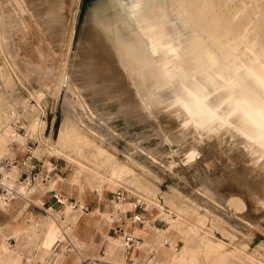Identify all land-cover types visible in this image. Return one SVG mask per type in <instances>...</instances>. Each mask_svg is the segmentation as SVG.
I'll use <instances>...</instances> for the list:
<instances>
[{
	"label": "rangeland",
	"instance_id": "374dc122",
	"mask_svg": "<svg viewBox=\"0 0 264 264\" xmlns=\"http://www.w3.org/2000/svg\"><path fill=\"white\" fill-rule=\"evenodd\" d=\"M143 1L0 0V128L5 120L6 108L9 106L19 107L21 113L24 111V117L28 123L34 124L36 120L41 122L39 133L33 134L34 153L39 140L47 143L55 142L60 132L63 131L66 134L71 131L76 143L84 138L89 139L97 147L105 149L110 154V158L117 160L118 166L123 167L125 165V167L133 169L136 174H139L143 183L154 188L159 203H154L155 200L152 197L145 196L142 198L143 208L140 211L149 224H154L150 231L153 236H159L158 240L161 243L155 248L145 244L139 245L140 260L147 252H151L159 264H224L222 255L225 249L223 247L218 245L204 246L198 243V235L207 232V222L212 220L223 228L222 231L228 232L229 237L233 238L232 243L237 246L234 248L228 246V248L236 251L230 256L233 264H251L244 262L241 257L242 254L239 253V245L242 243L247 244L244 253L248 256V252L249 257L250 254L254 257V259L250 257L253 259V264H264V213H262V210L264 211V196L258 192L257 186H253L254 189H251L252 186L249 185V182L256 179L257 176L251 177L245 169L248 162L243 161L241 149L233 147L228 152H221L217 146L210 144L205 145L204 148L201 141L197 143L187 133L180 132L182 127L179 122L176 125L175 121L166 117L168 110H171V101L176 95H181L186 89L198 91L199 77L196 78L195 75L180 66V70L172 67L176 71V75L179 76L173 80L167 79L163 76L167 72L164 66L159 68L153 66V72L150 71L151 78L147 79L145 72L142 71L140 77L134 79L132 70L127 67V62H130L131 59L132 61L136 59L139 61L147 56V44H145L147 38L144 37L145 42L142 36H145L143 34L146 30L151 29L153 23L154 27L152 26L151 30L155 28L153 32H156V28L158 31L163 28L165 37H167L166 35L168 38L171 37V44L174 47L181 46L178 44L180 39H183L179 41L180 43L187 42L196 45L199 40L197 36L200 39L203 36L204 42L199 40L196 46L206 45L207 48L195 54H193V48L188 49V54L194 61L196 57H201L204 51L206 53L209 51V54L203 56L208 58H205V66L203 65L199 74L203 76L206 73L215 72L221 65L223 53L219 46L225 44L223 41H226L225 45H229V40L231 42L232 38L234 41L238 37L237 41L235 40L237 47L242 44L247 47L251 45L254 37L251 36L253 34L249 28H252L260 20L259 16L264 11L262 5L264 1ZM170 5L176 7H173L177 9L176 12L169 7ZM160 9L162 10L160 11ZM157 11L160 13L157 14ZM134 14L139 16L135 18ZM150 14L152 15L149 17ZM165 14L167 15L166 18L164 17ZM170 16L177 18V20L175 19L176 23L173 22L174 19L171 20ZM215 17L218 19L214 20ZM134 18L140 20L139 23L142 26L136 24L138 20L136 21ZM254 18L256 19L254 20ZM144 20L146 21L144 22ZM170 21L173 22L169 24H172L171 28L167 24ZM179 21H182L186 26L180 23L178 27L177 22ZM165 23L167 27H165ZM159 24L164 26L160 29ZM174 24L177 26H173ZM206 24L208 27H217L218 29L215 30L218 32L216 33L214 30V35V32H211L213 27H210L209 31ZM136 25L144 30L140 34V38L144 40L138 39L137 41L136 37L140 36L137 29L140 30V28ZM187 27L192 31H188ZM225 27L227 31L224 30ZM177 28H181V30ZM168 29L173 30V32L169 33ZM203 29H205L204 32ZM198 31L201 35L196 33ZM134 33L137 34L136 37ZM224 33H227L229 37L227 35L224 37ZM247 33H251V37L249 34L247 37ZM175 34L178 35L175 36ZM217 34L224 36L219 37L216 36ZM185 35L186 38L183 37ZM196 37L198 40L195 39ZM205 37L209 38V42ZM214 40H220L221 45L219 43L214 44ZM245 40L250 41V43L244 42ZM233 41L231 44L236 47ZM136 42L141 45L139 46ZM142 43L145 46H142ZM206 43L213 45L210 47ZM140 48L145 51L141 52ZM136 50H139L141 54L143 53L144 58ZM99 51L106 57L102 56ZM124 52L126 53L124 54ZM103 65L110 67L112 71H106V73L101 70ZM121 65L122 67H120ZM125 73L130 76L131 82L136 88V96ZM185 74H187L186 77ZM210 76L208 75L207 79ZM86 152L92 155L95 153L94 147L87 146ZM35 156L38 163L37 171H44L47 176L55 171L63 176V182L68 181L71 172H79L76 162L69 161L64 156H46L45 154L39 156L37 153ZM46 157L51 163L50 169L43 164V159ZM42 174L37 175V185L42 184L40 178ZM249 179L251 180L249 181ZM118 187L124 190L126 197L124 201L127 203L133 201L134 195L138 196L142 193L141 190L130 187L129 189L134 192L131 193L127 191L128 189L124 184L113 186L112 183L107 182V190L98 202H109L111 192ZM62 193L65 195V192L62 191ZM85 194L84 204L87 206V210H90L95 205L97 192L91 189ZM164 194L172 195L175 203L183 208L184 214L182 213L180 216L183 224L170 225L173 218L177 219V213L169 204L164 202ZM228 196H239L238 198L244 203L242 211L234 212L227 208L225 200ZM67 198L71 201L75 200L73 195ZM30 202L42 206L41 202H34L33 200ZM144 203H150L153 206L145 208ZM26 205V200L15 199L9 202L6 209L0 211V236L6 235V240L10 246L16 247L25 254L31 249L32 243L26 237L16 240L10 233L11 226H27L28 229L47 232L49 223H51L49 218L43 220L51 212L48 211L46 214L42 208L36 206L32 210L39 212L33 214L32 219L28 220L27 217L32 215L29 211L32 205L25 208ZM44 205L46 206V204ZM127 206L131 207L129 204ZM59 207L61 208V206H57L54 210L56 211ZM247 207L250 210H247ZM87 210L84 211L87 212ZM129 213L128 211L127 217ZM85 215L86 213L83 212L73 226V231L77 237L83 233L85 226L83 217ZM90 217L92 218L91 226L94 230L98 216L92 215ZM164 217L166 221H171L167 226L163 221ZM36 219L41 223L39 228L33 225V221ZM127 220L129 221L125 218V221ZM113 225L114 223L104 224L102 228L106 229ZM192 227L199 228L198 234L190 233L188 243L193 247L199 244L200 246L197 250L188 253L182 247L184 244L183 235L190 232ZM212 230L213 232L206 234L207 239L215 241L218 238H223L230 245L229 238H224L225 236L221 235L220 230ZM163 240H169L175 246L164 244ZM67 242L60 244L66 245ZM59 246L56 250L59 249ZM74 246L76 247V245ZM76 248L78 251H82L80 247L77 246ZM64 254L72 258L77 255L74 251H64ZM171 256L172 258H170ZM165 257L169 261H166ZM173 257L177 259L174 262H172Z\"/></svg>",
	"mask_w": 264,
	"mask_h": 264
},
{
	"label": "bare ground",
	"instance_id": "6f19581e",
	"mask_svg": "<svg viewBox=\"0 0 264 264\" xmlns=\"http://www.w3.org/2000/svg\"><path fill=\"white\" fill-rule=\"evenodd\" d=\"M234 1H236V0H234ZM262 1H264V0H262ZM209 2H211V1H209ZM138 5L139 4H137V6ZM172 5H174V4H172ZM179 5H180V3H179ZM262 5L264 7V4H262ZM149 6H150V4H149ZM169 7H171V5ZM173 7H175V6H173ZM173 7H171V8H173ZM175 8H173V9L176 12L177 9H175ZM137 9H140V8H137ZM161 10L162 9H160V11ZM135 11H136V9H135ZM152 11L155 12L154 10H152ZM171 11H172V9H171ZM171 11H170V13H171ZM163 12H161V13H163ZM138 13H140V12H138ZM142 13H143V11H142ZM142 13H140V14L142 15ZM159 13L160 12L157 11V14H159ZM170 13H169V15H170ZM167 14H168V12H167ZM134 15H135L134 16L135 18H137L136 16H139L138 14H134ZM151 15L152 14H150L148 16L150 17ZM143 16H146V15L143 14ZM172 16H174V15H172ZM172 16H170L171 20L174 19L173 22H175L177 20V18H172ZM158 17H159V15H158ZM164 17L166 18L167 15ZM259 17H260V20H259L260 22L259 21H258L259 23L256 22L257 24H255L252 28H249L252 30V34L254 36L251 35V33H247V35H246L247 37H249L250 35L252 37H254L252 39L253 41L251 42V45L248 44V43H250V41L249 42L247 40L244 41V42L247 41L248 43H246V44L250 45V46L247 47L244 44H242L240 47H237L235 40L237 41L238 37L235 38L234 41H233V38L230 37V38H232L231 40L233 41V43L235 42V46L237 48L232 46L233 44H231L232 41L230 42V40H229V43L231 45L230 44L225 45L226 41H223L225 43L224 45L220 44V42H219L220 40H218V41L214 40L215 42L213 41L214 44L219 43L221 45L219 47H221V49H222L223 56L221 58V61H220L221 65H219V68L215 72H212L210 74L206 73L203 76H201V74H199V73H201L203 65L205 64L206 59L208 58V57H203V56L209 54L208 53L209 51L207 53H206V51H204L203 55L201 57L200 56L196 57L194 61L190 58V56L188 54V51H189L188 49L193 48L192 51L194 52L193 54H195V53H200L204 49L207 48L206 45L196 46L198 44L199 40L200 41L203 40L202 39L203 36H201V39L199 38V36H197L199 40L197 39V37L195 38L196 40H198L196 45L190 44L187 42L186 43H183V42L180 43L179 41L181 39L180 40L178 39L179 40L178 44H181V46L174 47L171 44V40H172L171 37L168 38V35H166L167 37H165V34L162 31L163 28L161 29V27H163L164 25L160 26V24H159V27L161 30L158 31V28H156L157 31L153 32L155 30V28H154V30H151L152 26L154 27L153 23H152L151 29H148L150 27L148 25H146V27L148 26V28H147L148 30H146V28H145L146 32H144V30L142 29L144 32L143 35H145L142 37L147 38V43H145V44H147L146 45L147 46V49H146L147 56L144 58L143 53L141 54L142 51L143 52L145 51L144 50L145 47L142 50H141V48H143V47H141L139 49V50H141V52H139V50H136V51L138 53H140L141 55H143L144 59L141 58L142 60H139V61H137V59L132 61V59H131L132 62L131 61L127 62L128 63L127 67H129L130 70H132L134 79H137L138 77H140V74L142 73V71L145 72V77L147 79L151 78L150 71L153 72V69H154L153 66L155 68H159V67L164 66V69L167 72L165 74H163V76L167 77V79L169 78V79L173 80L176 77H178L179 75L178 76L176 75V73H175L176 71H174L173 70L174 68L172 69V67H175L176 70H180V66L182 68L188 70L192 75H195L196 78L199 77L200 81L197 82L198 91L196 90V92H194V91H191L189 89H186L183 91V93L181 95H176L174 97V99L171 101V105H170L171 110H168L166 117L169 119L171 118L172 121H175L176 125H177V122H179L181 127H182V128H180L181 129L180 132L181 133L182 132L187 133V135L197 143H200L198 141H201V143L204 144V145H202L204 148L206 147L205 145H209V144L217 146L218 149L221 150V152H228L233 147L240 148L241 152H242V156H243V161L245 163L248 162L246 164L245 169L251 175V177L254 175L257 176L256 179L249 182V185L252 186V187L251 186H249V187H251V189H252L253 186H257L258 192H260V194L262 193L261 195L264 196V11H262V15ZM138 19H140V18L138 17ZM138 19H135V20L137 21ZM217 19L215 17L214 20H217ZM255 19L256 18H254V20ZM257 19H259V18L257 17ZM141 20L143 21V19H141ZM214 20H212V21H214ZM238 20H240V19H238ZM245 20H246V18H245ZM139 21L140 20H138L137 21L138 23H136V24H139L140 26H142L139 23ZM145 21L146 20H144V22ZM247 21H249V20H247ZM133 22H135V21H133ZM144 22H142V23H144ZM173 22L170 21L167 24L169 25L170 23H173ZM180 23H182V21L177 22V24H179L178 27L180 26ZM207 23H209V22H207ZM214 23L216 24L215 21H214ZM245 23H246V21H245ZM162 24H164V23H162ZM227 24H229V23H227ZM155 25H157V24L155 23ZM165 25H166V23H165ZM171 25H169V28L172 27ZM175 25L176 24H174L173 26H175ZM182 25H185V24L182 23ZM212 25L215 26L214 24H212ZM252 25H253V23H252ZM206 26H207V24H206ZM213 26H210V27H213ZM165 27H167V25ZM210 27H208L207 29H209ZM138 28H140V30H141V27H138ZM174 28H172V29H174ZM187 28L189 29V27H187ZM198 28H200V27H198ZM225 28H224V30L227 31V28L226 29ZM229 28H231V27H229ZM229 28H228V30H229ZM244 28H245V26H244ZM246 28H247V30H249L247 25H246ZM177 29H179V28H177ZM210 29H209V31H210ZM215 29H218V28L213 27V29H211V32L213 33ZM133 30L136 32V30L134 28H133ZM137 30H138L137 31L138 35H140L142 30L141 31L139 29H137ZM168 30L170 31L169 33H171V31L173 32V30H170V29H168ZM179 30H181V28ZM190 30L192 31V29H189L188 31H190ZM204 30L205 29H203V32H204ZM251 30H250V32H251ZM139 31H140V33H139ZM164 31H166V29ZM178 31H177V33H180ZM188 31H187V33H188ZM225 31H220V32L223 33ZM174 32H175V30H174ZM182 32H183V29H182ZM193 32H195V31L193 30ZM206 32H207V30H206ZM215 32L217 33L218 31L215 30ZM215 32L213 33L214 35H215ZM165 33L167 34V31ZM185 33H182V34H185ZM196 33H199V31ZM248 34H249V36H248ZM135 35H137V34L134 33V36ZM177 35L178 34H175V36H177ZM179 35H181V34H179ZM199 35H201V34L199 33ZM207 35H208V33H207ZM224 35H223L224 37H226V35H227V37H229L227 33L226 34L224 33ZM171 36H173V35H171ZM216 36L223 37L220 34L219 35L217 34ZM138 37H136L137 41H138V39H142V38H140L141 35ZM183 37L186 38V35ZM207 37H209V36H207ZM247 37H245V38H247ZM144 39H142V40H144ZM188 39H189V37H188ZM210 39H212V37ZM175 40H176V38H175ZM206 40L208 41L209 38L208 39L206 38ZM226 40H227V38H226ZM250 40H251V38H250ZM192 41H193V39H192ZM145 42H146V39H145ZM203 42H204V40H203ZM91 43L93 45V42H91ZM210 43H206V44L210 45ZM242 43H243V41H242ZM137 44L139 45V42ZM145 44L142 43V46L143 45L145 46ZM212 45L213 44H211L210 47ZM238 45H239V43H238ZM18 46H19V44H18ZM139 46H138V48H139ZM119 51H121V50H119ZM99 52L102 54V56L106 57L101 51H99ZM120 53H122V52H120ZM125 53L126 52H124V54ZM141 55H139V56H141ZM139 56H137V57L140 59ZM133 57H136V56H133ZM118 59H119V56H118ZM118 62H119V60H118ZM120 67H122V65ZM110 69H111L110 67H107L104 65L101 67V70H103L105 72L106 71H112V69L111 70ZM125 74L127 76V73H125ZM186 75L187 74H185V77H186ZM208 75H211L209 77V79H207ZM127 78L129 80V83L131 84V86L134 90L135 96H136L137 91H136V88H134L133 82H131L130 76L128 75ZM39 97H40V95H39ZM22 117L25 120L24 111H23ZM40 125H41V122L39 120H36V122H34V124H30L27 122L28 129L34 135H37L36 133H39V128L41 127ZM6 141H7V132L5 130V125L3 123V126L0 128V153L5 152ZM87 146H93L95 153H93L92 155H89L86 152ZM36 153L39 156L42 154H45L46 156L47 155L48 156L49 155L50 156L51 155H56V156L61 155V156H64L65 158H67L69 161L76 162L79 172L76 173L75 175H73L72 180L73 181H80V179H83L87 185H89L92 188H94L95 190H97L100 194H103L107 190V188H106L107 182L112 183L113 186L114 185L117 186L119 184H124L125 187L128 189V190L127 189L126 190L131 192V193H134V192L129 189L130 187L133 189H136V190H141L142 193L138 194V197H140L141 199L145 198V196H148V198L152 197V199L155 200L154 203H159V200L156 196V190L154 188H151L148 184L143 183L139 177V174H136L133 169H131L129 167H125V165L123 167L118 166L117 160L110 158V154L105 149H103L101 147H97L95 144H93L87 138H84L79 143H76L71 131L67 132L66 134H64L63 131L60 132L58 135V139L55 142L47 143L45 141L43 142L42 140H39V142L36 145V150H35L34 154H36ZM225 154H227V153H225ZM43 164L47 168H49L51 166V163H50V161H48L47 157L45 159H43ZM10 175L12 177H16L18 175V166L15 165L11 168ZM40 178H42V175L40 176ZM36 179H37V177H36ZM250 180L251 179H249V181ZM21 185H22L21 188L23 189L25 186H23V183H21ZM24 185H26V183H24ZM252 191L253 190H251V192ZM247 193H249V192H247ZM252 193H254V192H252ZM238 197L239 196H237V197L228 196L225 200L227 208H229L230 210H232L234 212L239 211V210L242 211V209L244 208V203ZM254 197L256 198V196H254ZM148 198L146 197V199H148ZM257 198H260V197H257ZM163 200L165 203L169 204L170 207L173 210H175L177 213V215H176L177 219L173 218V221L172 222L170 221L171 223L169 221H166L165 217H164L163 221L165 223V226L169 225V223L171 226L172 225L176 226V225L181 224V223L183 224V222H181L182 220L180 219V216L182 213L184 214V210H183V208H181L180 206H178L175 203L173 196L170 194H164ZM260 200H262V199H260ZM129 203H131V202H129ZM117 204H118L119 208H122V209L131 208V207L127 206V201H124V200H119L117 202ZM245 207H246V204H245ZM247 210H250V209L248 208ZM257 210H259V209H257ZM237 213H239V212H237ZM260 213H261V210H260ZM262 213H264L263 210H262ZM252 215H253V213H252ZM143 226H145V225H143ZM153 227L154 226L151 225V228H153ZM206 228L208 229V230H206L207 232H205L204 234L200 233L198 235V238H199L198 243L203 244L204 246L205 245H218L220 247H223L225 249L224 254L222 255L224 264H233L230 260V256L232 254H234L236 251L228 248V246H230L231 248H234V246H236L231 241L233 238L229 237L228 232L226 233L225 229H224L225 231H222L223 228L221 226H219L217 223L212 222V220L207 222ZM198 229H197V227H192V229L190 228V230H189L190 232H188L187 234L185 233L183 235L184 244L182 247H184V249L188 253L197 250L200 246V244H199V245H197V246L195 245L193 247L188 243L189 234L194 233L195 235H197ZM212 229L220 230L221 235L225 236L224 238H226V237L229 238L228 241L230 242V245L223 238H218L215 241L207 239L206 234L213 232ZM159 243H161V242H159ZM246 245L247 244H245V243H242L239 245L240 246L239 247V253L242 254L241 257H242L244 262L253 264L254 257H252V254H250L251 255L250 257H252L253 259L249 257L248 252H247L248 256L246 255V253H244V248L246 247ZM160 246H162V244H160ZM160 246H159V248H160ZM170 258H172V256ZM172 260H173L172 262H174L177 259L174 258Z\"/></svg>",
	"mask_w": 264,
	"mask_h": 264
},
{
	"label": "crops",
	"instance_id": "0c3cea01",
	"mask_svg": "<svg viewBox=\"0 0 264 264\" xmlns=\"http://www.w3.org/2000/svg\"><path fill=\"white\" fill-rule=\"evenodd\" d=\"M35 161H37V157ZM39 173H43L42 177L46 174L44 171L38 170L37 175ZM75 174L71 172L68 181L63 182V176L53 171L50 176H47L45 181L41 182V185H37L36 181L31 186L29 193H26L24 197H14L8 202L1 204L0 211L6 209L9 202L15 199L26 200L27 205L25 208L32 205L29 211L33 214L39 212L32 210L34 206L40 209L50 206L48 211L51 213L46 215L43 220L49 218L51 223H49L47 232L28 229L27 226H11V235L16 240H19L21 237L30 239L32 247L25 254L16 247H11L6 240L7 236L2 234L0 236V264H123L127 257L124 250V233H129L140 238L142 240L140 245L145 244L152 248L158 247L159 236H153L150 231L152 229L151 225L154 226V224L146 222L145 228H142V225L131 222L126 215L128 213L127 209L119 208L118 201L109 200L107 203L98 202L103 197V194H100L97 190L87 185L83 179L73 181V175ZM22 183L23 186H27L32 182L30 179H27L23 180ZM91 189L97 192L96 202L90 210H87V206L84 204L85 192H89ZM52 191L56 192L62 202L55 200ZM62 191L65 192V195ZM71 195L75 197L74 201L67 198ZM31 200L41 202L42 206L30 202ZM128 204L132 205L129 202ZM144 204L145 208L153 206L150 203ZM57 206H61V208H58L60 212L54 210ZM84 210H87V212ZM83 212L86 213L83 217L85 226L82 235L77 237L73 231V226ZM59 213L63 215L61 222L57 221V218L60 216ZM92 215L98 216V220L94 224V230L93 226H91L92 218L90 216ZM118 215L121 216V219L117 222L115 219H117ZM125 218L129 219V221H125ZM113 223L114 225L111 227H107L106 229L102 228L104 224L109 225ZM61 242L67 243L64 245L60 244ZM74 245L80 247L82 251H78ZM58 246L59 249L56 250ZM139 248H131L128 254L135 260L138 258L137 261H140L141 257V253L138 251ZM64 251H74L77 255L72 258L65 255ZM165 260L169 261L166 257Z\"/></svg>",
	"mask_w": 264,
	"mask_h": 264
},
{
	"label": "built area",
	"instance_id": "2783aa9c",
	"mask_svg": "<svg viewBox=\"0 0 264 264\" xmlns=\"http://www.w3.org/2000/svg\"><path fill=\"white\" fill-rule=\"evenodd\" d=\"M22 114L23 113L20 112L19 107L16 106H9L5 110V120L3 122L7 132V141L5 144V152L0 153V206L14 197H24L26 193H29L31 186L35 183L37 177V163L35 161L36 156L33 148L35 141L33 139V134L27 127L26 121L22 117ZM15 165L18 166V175L12 177L10 175V170ZM46 178L47 175L45 174L41 178V181H45ZM27 179H30L32 183H29L22 189L21 183L23 180ZM52 195L57 202H62L55 191H52ZM124 199H126V197L122 188L118 187L111 192L110 200L119 201ZM131 203V208L127 209V211L130 212L128 218L131 222L138 223L142 226L145 225L147 221L140 211L143 208L142 199L137 195H134ZM49 208L50 206L42 207V211L47 214V209ZM56 211L60 212L59 209H56ZM31 214L32 215L27 217L28 220L32 219L33 213ZM62 218L63 215L60 214L57 221L59 222ZM120 219L121 216L118 215L115 221H119ZM40 224V221L37 219L33 221V225L36 228H39L41 226ZM123 242L125 254L127 255L123 264H159L154 259L151 252H147L140 261H137L128 255L131 248L136 249L139 247L141 244L140 238L129 233H124ZM163 243L172 245L169 240H163Z\"/></svg>",
	"mask_w": 264,
	"mask_h": 264
}]
</instances>
